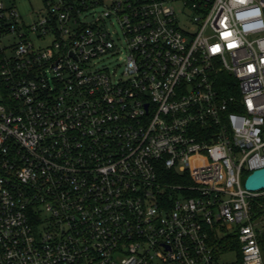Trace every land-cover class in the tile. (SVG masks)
<instances>
[{"label": "built area", "instance_id": "obj_1", "mask_svg": "<svg viewBox=\"0 0 264 264\" xmlns=\"http://www.w3.org/2000/svg\"><path fill=\"white\" fill-rule=\"evenodd\" d=\"M16 1L0 0V264H219L224 230L264 264V190L242 182L264 167V0H41L29 22Z\"/></svg>", "mask_w": 264, "mask_h": 264}, {"label": "rangeland", "instance_id": "obj_2", "mask_svg": "<svg viewBox=\"0 0 264 264\" xmlns=\"http://www.w3.org/2000/svg\"><path fill=\"white\" fill-rule=\"evenodd\" d=\"M182 2L181 0H177L174 3V6L177 9H182ZM16 7L18 8L19 12L21 13L22 17L24 18V20L26 22H29L32 20L33 15L31 16V11L35 12L37 10H39V8L41 7V0H17L16 1ZM102 8H96V11L101 10ZM107 25L114 31L112 33V35L114 36L115 39H117V37L120 36V29L117 23V20L115 18H110L109 20L106 21ZM194 27H192L193 29ZM10 37V36H8ZM8 41H12V40H8ZM4 42H7V38H5ZM115 61V60H112ZM247 175H243L242 176V182L244 183L245 177ZM260 197V196H258ZM255 198V199H258ZM258 201V200H257ZM256 201V202H257ZM258 206L262 207L264 206V204L261 203H257ZM252 205H254V203H252ZM255 223L258 224V226L261 228H264V214L257 216L255 219ZM231 230V229H230ZM226 231V230H224ZM224 231H220L219 232V238L222 239V243L221 245H218V250L216 253V259L218 261L219 264H240V255L238 253V251L235 248H231L230 247V241L231 238L230 237H224L223 233ZM230 232V231H228ZM229 244V246H227ZM222 246V247H219ZM261 254L262 257H264V245H262L261 247Z\"/></svg>", "mask_w": 264, "mask_h": 264}, {"label": "trees", "instance_id": "obj_3", "mask_svg": "<svg viewBox=\"0 0 264 264\" xmlns=\"http://www.w3.org/2000/svg\"><path fill=\"white\" fill-rule=\"evenodd\" d=\"M2 80H0V92H4V87L2 86ZM0 97H3L4 99H2V101H5L6 100V95H2L0 94ZM247 175L248 174V171L246 169L243 170V175ZM173 180V179H172ZM175 182H182V179H179V178H174ZM258 200V201H257ZM257 201V202H256ZM251 203H254V205H252V215L253 217H257V216H260L262 214H264V206L260 207L258 206L257 203H261V204H264V196H260L258 197V199H253L251 201ZM218 242V245H221L222 243V239H219V240H216ZM230 247L231 248H235L237 251L239 250L238 249V243L235 241V240H231L230 241ZM229 244L227 246H229ZM259 244H260V248L262 247V245H264V231H262L261 233V236L259 237ZM219 247H222V246H219ZM239 252V251H238Z\"/></svg>", "mask_w": 264, "mask_h": 264}, {"label": "water", "instance_id": "obj_4", "mask_svg": "<svg viewBox=\"0 0 264 264\" xmlns=\"http://www.w3.org/2000/svg\"><path fill=\"white\" fill-rule=\"evenodd\" d=\"M244 186L251 191L264 190V167L248 173L244 180Z\"/></svg>", "mask_w": 264, "mask_h": 264}]
</instances>
